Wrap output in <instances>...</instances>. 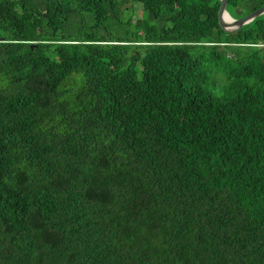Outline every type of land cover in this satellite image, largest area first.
Here are the masks:
<instances>
[{
  "label": "trees",
  "instance_id": "1",
  "mask_svg": "<svg viewBox=\"0 0 264 264\" xmlns=\"http://www.w3.org/2000/svg\"><path fill=\"white\" fill-rule=\"evenodd\" d=\"M218 5L0 0V264H264V13Z\"/></svg>",
  "mask_w": 264,
  "mask_h": 264
},
{
  "label": "water",
  "instance_id": "2",
  "mask_svg": "<svg viewBox=\"0 0 264 264\" xmlns=\"http://www.w3.org/2000/svg\"><path fill=\"white\" fill-rule=\"evenodd\" d=\"M227 0H219V5L217 8V22L223 31H235L241 27V25L251 21L254 17L264 13V4L259 6L258 8L238 17L232 18L225 10ZM226 17V18H225Z\"/></svg>",
  "mask_w": 264,
  "mask_h": 264
},
{
  "label": "rangeland",
  "instance_id": "3",
  "mask_svg": "<svg viewBox=\"0 0 264 264\" xmlns=\"http://www.w3.org/2000/svg\"><path fill=\"white\" fill-rule=\"evenodd\" d=\"M133 13H132V16L135 18L136 16H138V14L140 13V11L142 10V7L138 4V3H135L133 5ZM219 78H222L220 75H218Z\"/></svg>",
  "mask_w": 264,
  "mask_h": 264
},
{
  "label": "bare ground",
  "instance_id": "4",
  "mask_svg": "<svg viewBox=\"0 0 264 264\" xmlns=\"http://www.w3.org/2000/svg\"><path fill=\"white\" fill-rule=\"evenodd\" d=\"M226 18V17H225Z\"/></svg>",
  "mask_w": 264,
  "mask_h": 264
}]
</instances>
